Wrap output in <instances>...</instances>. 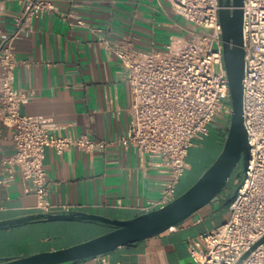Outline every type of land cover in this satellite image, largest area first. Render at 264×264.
<instances>
[{
  "label": "crops",
  "instance_id": "crops-1",
  "mask_svg": "<svg viewBox=\"0 0 264 264\" xmlns=\"http://www.w3.org/2000/svg\"><path fill=\"white\" fill-rule=\"evenodd\" d=\"M49 1L55 9L35 18L30 31L12 39L18 61L14 86L33 92L20 112L47 117V125L59 135L86 134L106 141L107 146L104 151L72 147L62 153L47 147L43 160L46 199L76 211L132 218L143 213L142 206L158 199L168 174L119 141L130 125V86L118 58L98 43L97 31L111 39L129 36L136 48L149 50L164 49L174 38H187L192 26L173 12L167 0ZM20 10L17 1L0 0V43L15 30ZM191 148L186 172L193 169ZM13 151L10 130L0 123V220L42 212L37 197L24 192L18 171L2 182L8 178L3 159ZM191 183L183 175L176 194ZM224 211L217 220L219 211L208 204L174 227L107 253V264H192L187 241L223 222L228 216L226 206ZM109 229L106 224L83 220L0 228V259L64 248ZM95 262L89 259L84 264Z\"/></svg>",
  "mask_w": 264,
  "mask_h": 264
},
{
  "label": "built area",
  "instance_id": "built-area-1",
  "mask_svg": "<svg viewBox=\"0 0 264 264\" xmlns=\"http://www.w3.org/2000/svg\"><path fill=\"white\" fill-rule=\"evenodd\" d=\"M15 1L21 6L16 28L0 43V123L10 130L14 147L3 159L8 178L2 182L18 171L24 192L37 197L42 212L70 211L69 206L53 205L46 199L45 149L53 147L60 153L72 147L104 151L107 142L86 134L59 135L47 125V117L21 114V105L33 92L14 86L18 61L12 39L30 31L35 18L55 7L49 0ZM167 1L192 28L187 38L171 39L164 49L140 50L129 36L111 39L97 31L98 43L118 58L130 86L131 120L127 135L119 141L168 174L158 199L142 206L143 212L176 198L179 179L189 168V149L209 133L216 120L225 124L227 134L232 112L219 0ZM242 9L243 116L249 157L228 200L227 218L187 241L192 264H264V0H243ZM92 259L94 264H107L106 254Z\"/></svg>",
  "mask_w": 264,
  "mask_h": 264
},
{
  "label": "water",
  "instance_id": "water-1",
  "mask_svg": "<svg viewBox=\"0 0 264 264\" xmlns=\"http://www.w3.org/2000/svg\"><path fill=\"white\" fill-rule=\"evenodd\" d=\"M219 5L223 60L232 112L222 148L213 162L193 184L171 202L129 219H114L76 210L37 212L2 219L0 228L36 221L83 220L106 224L112 229L64 248L0 259V264H78L98 255L107 254L122 245L157 235L184 222L220 196L238 165L241 167L237 173L238 181L241 179L249 157L248 136L243 116V0H219ZM246 255L247 253L242 258Z\"/></svg>",
  "mask_w": 264,
  "mask_h": 264
},
{
  "label": "rangeland",
  "instance_id": "rangeland-1",
  "mask_svg": "<svg viewBox=\"0 0 264 264\" xmlns=\"http://www.w3.org/2000/svg\"><path fill=\"white\" fill-rule=\"evenodd\" d=\"M215 69L217 70L218 67L216 66ZM225 137H226L225 124L221 123L219 120H216L215 123H213V126L210 128L209 133L202 140L195 141V145L192 146L191 154L189 157V160H191L192 162L193 169L192 171L185 172L184 174V177L187 176L188 180L192 182L191 184H193L197 180V178L211 164L215 156H217L219 150V144H223ZM234 191H235L234 186L233 188L231 187L228 188V193H227L228 198H230L233 195ZM209 205H211L212 210L219 211V214L217 215L216 219L220 220L219 218L222 217L225 212L224 211L225 206H222L223 204L215 203L213 201Z\"/></svg>",
  "mask_w": 264,
  "mask_h": 264
},
{
  "label": "trees",
  "instance_id": "trees-1",
  "mask_svg": "<svg viewBox=\"0 0 264 264\" xmlns=\"http://www.w3.org/2000/svg\"><path fill=\"white\" fill-rule=\"evenodd\" d=\"M222 145L223 144H219V150H218V153H217V155L219 154V152H220V150H221V148H222ZM221 146V147H220ZM215 158H216V156H215ZM214 158V159H215ZM213 159V160H214ZM213 160H212V162H213ZM211 162V163H212ZM240 165H238V167L236 168V170L234 171V173H233V175L231 176V178L228 180V182H227V184L225 185V187L222 189V191H221V194H220V196L219 197H217L216 199H214L213 200V202H215V203H219V204H223L222 206H227V204H228V200H229V198H228V196H227V193H228V188H233V186L235 187L236 186V184H237V181H238V177H237V173L239 172V170H240ZM232 180V181H231ZM230 181H231V183H230ZM227 198V199H226ZM112 229V227H110V229L109 230H111Z\"/></svg>",
  "mask_w": 264,
  "mask_h": 264
}]
</instances>
